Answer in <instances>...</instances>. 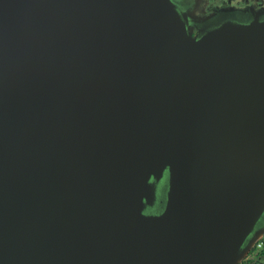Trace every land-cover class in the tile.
<instances>
[{"label":"water","instance_id":"1","mask_svg":"<svg viewBox=\"0 0 264 264\" xmlns=\"http://www.w3.org/2000/svg\"><path fill=\"white\" fill-rule=\"evenodd\" d=\"M221 18L0 0V264L247 258L264 235V16Z\"/></svg>","mask_w":264,"mask_h":264},{"label":"flooded vegetation","instance_id":"2","mask_svg":"<svg viewBox=\"0 0 264 264\" xmlns=\"http://www.w3.org/2000/svg\"><path fill=\"white\" fill-rule=\"evenodd\" d=\"M179 8L186 13L188 25L193 26L201 20L219 13L221 21L242 22L249 16L259 18L264 16V0H174ZM243 16L237 18L235 16ZM196 34V30L194 32ZM264 261V255L257 260L245 258L239 264H259Z\"/></svg>","mask_w":264,"mask_h":264},{"label":"built area","instance_id":"3","mask_svg":"<svg viewBox=\"0 0 264 264\" xmlns=\"http://www.w3.org/2000/svg\"><path fill=\"white\" fill-rule=\"evenodd\" d=\"M262 255H264V235L256 240L247 258L249 260H257Z\"/></svg>","mask_w":264,"mask_h":264},{"label":"rangeland","instance_id":"4","mask_svg":"<svg viewBox=\"0 0 264 264\" xmlns=\"http://www.w3.org/2000/svg\"><path fill=\"white\" fill-rule=\"evenodd\" d=\"M254 258V257H253Z\"/></svg>","mask_w":264,"mask_h":264}]
</instances>
